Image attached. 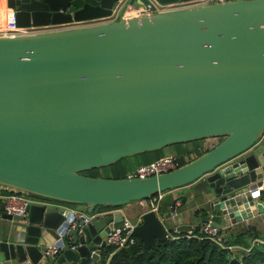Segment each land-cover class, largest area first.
<instances>
[{"label": "water", "instance_id": "obj_1", "mask_svg": "<svg viewBox=\"0 0 264 264\" xmlns=\"http://www.w3.org/2000/svg\"><path fill=\"white\" fill-rule=\"evenodd\" d=\"M118 1L6 4L16 9L17 25H29L109 15ZM263 132L264 0H225L84 27L0 34V185L83 203L91 211L190 184L224 218L235 213V222L264 210L251 195L264 184ZM207 137L219 139L157 174L82 172ZM3 206L0 199L1 215L12 219ZM72 218L58 206L30 203L27 215L14 218L23 227L8 228L12 239H1L0 251L7 259L34 264L46 250L49 229H56L59 252L48 264H88L90 254L100 260L106 232L124 217L117 211L108 221L79 220L70 227ZM168 218V212L160 216L147 204L131 234L150 248L170 230L185 233L191 226L168 227ZM203 221L218 228L229 224L209 220L208 214Z\"/></svg>", "mask_w": 264, "mask_h": 264}, {"label": "built area", "instance_id": "obj_2", "mask_svg": "<svg viewBox=\"0 0 264 264\" xmlns=\"http://www.w3.org/2000/svg\"><path fill=\"white\" fill-rule=\"evenodd\" d=\"M218 1L225 0H177L172 2H160L158 0H143L141 4H126V6L122 8L123 3H120L119 0L114 5L112 13L105 16L79 20L73 19L71 21L61 23L17 25L15 18L16 9L14 7L7 6L5 0V19L4 24L0 26V34H30L55 31L60 29L84 27L109 22L120 18L127 19L132 16L138 17L141 15H149L155 12L183 9ZM261 137L264 138V132L262 133ZM197 150L198 148H189L183 151L181 154L161 155L147 163L136 165L133 169L128 170L125 176H147L176 168L181 165L182 155L183 159L187 162L198 156L197 154L195 157H192L193 153L196 154ZM257 189H259V187L254 190H251V192L253 191L252 194H254ZM162 195L163 191H159L148 198L150 209L157 210L158 201L162 198ZM0 198L4 200L3 209L7 213L11 214L12 218H15V216L27 215V207L30 203L60 206L59 203L62 202L61 200L45 197L34 193H29L23 190L9 188L3 185H0ZM109 209L112 208H99L96 210L93 208L91 211H88L87 209H78L72 207L67 210L63 209V212L65 213L69 211L71 213L73 218L70 222V227H74L78 224L79 220H82L83 223H88L96 219L97 217L105 215V213ZM176 214V209L173 208L170 215L174 217V215ZM139 221L140 216L136 219L124 217L123 220L120 222H113L110 229L106 232L104 236L106 243L114 245L116 248H119L126 245L128 242H132L134 238L132 237L131 232L134 225L137 224ZM199 228L202 231L201 237L208 238L209 240L217 243L220 246H225L223 244L222 235L219 233L218 227H215L214 225L210 224L209 221H205ZM193 232L194 231L185 232V234L183 235L190 237L195 235ZM171 233L170 235L174 238L179 236L178 234H176L177 231H172ZM56 241L46 245V250L43 252V256L34 264H48V257L58 254L59 246L57 245ZM89 257L91 259L88 264H101L100 260L95 259L91 254L89 255Z\"/></svg>", "mask_w": 264, "mask_h": 264}, {"label": "trees", "instance_id": "obj_3", "mask_svg": "<svg viewBox=\"0 0 264 264\" xmlns=\"http://www.w3.org/2000/svg\"><path fill=\"white\" fill-rule=\"evenodd\" d=\"M160 149L137 153L142 156L138 164L147 163L161 155L155 154ZM187 150V149H185ZM199 150H197L198 152ZM203 152L200 151L198 155ZM132 156V155H131ZM128 157V156H127ZM125 158V157H123ZM100 167L82 171L91 175H104L112 177L125 176L129 169H122L120 161ZM186 160L181 157V164ZM137 164V165H138ZM134 167V166H133ZM102 170H113L112 175ZM164 191V190H163ZM67 202V201H63ZM73 203V202H67ZM80 205L86 204L79 203ZM120 205L98 204L94 209L115 208ZM195 235L187 237L182 232L174 238L169 235L165 240L157 241L150 248H145L136 235L134 240L126 245L116 248L106 244L100 247L101 264H264V232L255 226H248L236 233L219 228L225 246H220L208 238L201 237L202 231L197 227Z\"/></svg>", "mask_w": 264, "mask_h": 264}, {"label": "crops", "instance_id": "obj_4", "mask_svg": "<svg viewBox=\"0 0 264 264\" xmlns=\"http://www.w3.org/2000/svg\"><path fill=\"white\" fill-rule=\"evenodd\" d=\"M120 3L127 5L128 4L137 5V4H141L142 2L140 0H120ZM207 138H217V137H207ZM204 139H202L201 142L188 141V142L172 143L162 147L155 154L158 155L181 154L183 151H185V149L199 148V147L201 148V150L205 151L218 142V141H213L209 145H207L208 148H204L205 145L202 143ZM102 172L112 175L113 170H102ZM263 185L264 184H261L259 186V189L255 191L254 195L253 194L251 195L256 196L255 200L257 199V201L262 202L264 205V192L261 191ZM258 191H260L259 194ZM201 193L202 191L191 192L190 184H185L182 186L166 189L163 191L162 198L158 201V206L156 211L160 216H162L164 212H168L169 218L166 221V225L168 227L179 223L190 224L191 226H189V228H186L187 229L186 232L194 231L197 227H200L204 223L203 216L205 214H208L209 219H217V221H223L224 219H227V221H229V224L220 227V228H224L226 230V233L228 232L236 233L251 225L255 226L259 231L264 232V210L252 216H249L245 219L232 222L231 220L236 215L235 213L233 217L228 216L224 218L223 214H221L219 211L215 210L214 208H209L207 203H203L204 198L201 196L202 195ZM208 196L211 197V195ZM59 204L60 206L58 207L63 208L65 210L70 209L72 207L78 209L85 208V205H80L79 203H67L62 201ZM147 204H149L148 199L131 200L127 203L120 205L119 207L109 209L105 213V215L101 217L107 219L108 221L109 217H112V215L115 212L120 211L123 217L136 219L145 210ZM87 207L88 206H86V208ZM173 208H175L177 212V214L174 215V217L170 215ZM1 214H2V210L0 209V240L5 238L12 239V232L10 233L8 228L12 227L14 229L15 227H17L21 229V227H23V223L19 222L17 219L14 218L11 219L2 216ZM171 232L172 230H170L169 234ZM60 236L61 235L58 233L56 229H49L48 233L45 236L46 245L55 242ZM90 259L91 258L88 257V262L90 261ZM22 263L23 262L18 261L16 258H9V259L5 258L3 252L0 251V264H22ZM64 264H74V263L66 261Z\"/></svg>", "mask_w": 264, "mask_h": 264}, {"label": "rangeland", "instance_id": "obj_5", "mask_svg": "<svg viewBox=\"0 0 264 264\" xmlns=\"http://www.w3.org/2000/svg\"><path fill=\"white\" fill-rule=\"evenodd\" d=\"M126 4H123L122 8L125 7ZM121 8V9H122ZM204 139V138H200V139H195L194 141H199L201 142V140ZM219 138H206L203 140V144L205 145L204 148H208L207 145H209L211 142L213 141H218ZM207 146V147H206ZM198 152L193 153V156L192 157H195L197 155V153H199L200 151H202L200 148H198ZM183 157V155H182ZM142 161V156L140 154L138 155H132V156H126L125 158H123V160H121L119 163H120V166L122 167V169H133L138 163H140ZM134 166V167H133ZM98 218V217H97ZM96 218V219H97ZM99 218H103V217H99Z\"/></svg>", "mask_w": 264, "mask_h": 264}, {"label": "bare ground", "instance_id": "obj_6", "mask_svg": "<svg viewBox=\"0 0 264 264\" xmlns=\"http://www.w3.org/2000/svg\"><path fill=\"white\" fill-rule=\"evenodd\" d=\"M5 0H0V26L4 24L5 19V8H4Z\"/></svg>", "mask_w": 264, "mask_h": 264}, {"label": "clouds", "instance_id": "obj_7", "mask_svg": "<svg viewBox=\"0 0 264 264\" xmlns=\"http://www.w3.org/2000/svg\"><path fill=\"white\" fill-rule=\"evenodd\" d=\"M170 235V234H169Z\"/></svg>", "mask_w": 264, "mask_h": 264}]
</instances>
